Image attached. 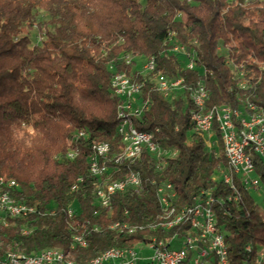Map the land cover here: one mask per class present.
<instances>
[{"label":"trees","instance_id":"1","mask_svg":"<svg viewBox=\"0 0 264 264\" xmlns=\"http://www.w3.org/2000/svg\"><path fill=\"white\" fill-rule=\"evenodd\" d=\"M174 43L187 52L171 50ZM137 57L154 58V69L139 71ZM115 72L142 83L138 101L149 99L132 124L174 155L143 148L115 160L124 149ZM160 77L183 78L180 91L165 95ZM199 83L207 90L206 111L229 106L250 113L253 104L264 112V0H0V176L15 179L12 196L35 209L0 223V255L59 247L87 263L146 236L184 237L190 221L167 227L159 202L158 186L170 182L176 213L213 199L226 264H264V210L240 180L237 198L225 182L218 122L210 146L192 119ZM93 140L110 146L102 176L90 170ZM253 162L264 185L263 156L254 153ZM131 172L141 184L102 206L96 185Z\"/></svg>","mask_w":264,"mask_h":264},{"label":"built area","instance_id":"2","mask_svg":"<svg viewBox=\"0 0 264 264\" xmlns=\"http://www.w3.org/2000/svg\"><path fill=\"white\" fill-rule=\"evenodd\" d=\"M173 51L179 53H186L185 46L174 43ZM152 65V63H145L144 67ZM188 67L194 68L195 61L192 59L188 62ZM115 75V82H126L118 78V72ZM160 82L157 81V85ZM178 83H183V78H176L169 84V90H161L165 95L171 94L173 87ZM126 87H130V82H126ZM197 87L201 89V96L192 97L199 110L192 112V119L196 124L198 130L204 131L207 134L213 132L215 121L218 122L221 131V137L224 142L225 154L228 159V169L224 180L238 193L236 186V178L249 191H258L261 188V180L255 174V165L253 162V154L264 155V112L253 104L248 105L251 110V118H244V109H236L235 114H228V107L219 108L216 115H209V110H204L203 106L207 98V90L204 84L199 83ZM142 89V83H141ZM141 89H132V95L128 99H123L122 103H129V110H121L122 121L124 122V114L141 115L145 108V100L138 101L137 95L140 94ZM114 91H119L114 89ZM231 125H238V132H231ZM141 140H149L150 135H138L137 132H132V143H141ZM249 144V152H241V145ZM153 147V146H152ZM109 149H106V153ZM162 154H175V150H162ZM141 153V151H140ZM139 153V154H140ZM134 158V157H132ZM104 159V157H102ZM118 162V161H117ZM97 168H104L109 171V164L105 160L104 167H97V163H93ZM96 175V173H94ZM12 179V178H9ZM140 185V174L131 172L130 181L111 180L98 183L95 187L96 197H105V194L114 195L118 188L138 187ZM2 198H14L11 194V189H3ZM159 202L166 212L172 205L173 185L170 182H162L157 189ZM239 193L236 195V198ZM211 197L205 198L203 201H197L192 205L189 213L182 215V223L184 220H189L191 224V231L184 237L174 236L170 240H159L156 237H147L141 242V250L131 251H115L112 255L103 258V262L97 264H226L228 261V247L224 233H222L217 225L215 214L211 208ZM110 202H106L105 207H109ZM35 209L32 206L24 205L19 209L3 210L0 207V214L5 216H20V213H32ZM69 214L74 215V208L69 209ZM200 233H207L210 235L209 243H202L200 241ZM78 242H86V240L79 235ZM173 243H179L174 245ZM149 251V252H148ZM0 264H68L61 261L58 255L51 252H46L43 255H34V257H25L22 259L5 258L0 255Z\"/></svg>","mask_w":264,"mask_h":264},{"label":"bare ground","instance_id":"3","mask_svg":"<svg viewBox=\"0 0 264 264\" xmlns=\"http://www.w3.org/2000/svg\"><path fill=\"white\" fill-rule=\"evenodd\" d=\"M130 59H128V62ZM146 63H152V65H149L147 67H144L145 71H151L155 67V61L154 58H150L146 60ZM117 73V72H115ZM118 78L120 80H126V82H130V87H126V82H115V75L113 76L112 85L113 89L119 90L115 91L117 94L122 96L124 99H128L132 95V89H141V83L139 81H133L129 76H127L124 73H118ZM174 79H169L166 77H160L158 81L160 82V90H169V84L173 82ZM159 88V85H157ZM182 87V83H178L173 87V90L180 89ZM193 96H201V89L200 87H196L193 90ZM149 99L145 100V108H148ZM219 108H226V106L223 107H212L209 109V115H216L219 112ZM121 110H129V103H121L118 108V116L121 117ZM236 109H233L231 107H228V114H235ZM132 114H124V122L122 119H120L119 123V132L122 136V140L124 143V149L123 153L119 155L115 160L120 161L122 158H132L139 155L140 151H142L143 148H147L150 152L160 155L162 153L161 148L153 141V133L148 131H141L137 129L131 122ZM244 118H251V110L250 113H246L244 110ZM132 132H137L138 135H150V142L149 140H141V143H132ZM231 132H238V125H231ZM83 135V132L80 133ZM92 149H93V155L91 157L90 161V170L94 174L96 173L97 176H102L105 173H107V170H104V168H97L95 164L97 163V167H104L105 166V157L108 153H106V149H110V146L106 142H97L92 141L91 143ZM153 146V147H152ZM172 150V149H168ZM176 151V150H175ZM241 152H249V144H242L241 145ZM174 154H169V156ZM70 156H72V153H70ZM104 157V159H102ZM226 175V172L224 173ZM223 175V177H224ZM131 173L128 174L124 179H119V181H130ZM140 184H141V176H140ZM18 186V183L15 179H9L4 176H0V187L3 189H12ZM127 188H118V191H124ZM116 192V193H117ZM173 194H174V187H173ZM111 197L112 194H105V197H97L99 203L102 206H106V202L111 203ZM0 198H2V190H0ZM204 199L198 200L203 201ZM24 203H20L16 201L15 198H8L6 200H0V207L3 208V210H12V209H19L22 208ZM110 206V204H109ZM192 208V205L189 207H183L182 210L179 213H176V209L174 208V205L170 206L169 209H166V212H164V218L168 219L167 227H172L175 224H178L182 220V215L184 213H189ZM69 209H72L69 208ZM28 213H20V216H27ZM73 216V215H71ZM4 222L7 224V218H4ZM82 237V236H81ZM147 237L151 236H146ZM75 239H79V235L74 236V242L77 244H80L82 246L86 245V242H78ZM200 241L202 243H209L210 242V235L207 233H200ZM141 242V241H139ZM136 243L133 246H114L110 247L103 252H101L99 255L93 257L90 259L87 263H80L76 261L70 253H66L63 249L59 247H50L43 249L39 252L34 253H24L21 251H14L9 250L6 253L2 254L5 258H13V259H22L25 257H34V255H43L46 252H51L55 255H58V257L61 259V261L66 262L68 264H97V262H103L104 257H108L112 255L115 251H125V249H131V251H139L141 250V243Z\"/></svg>","mask_w":264,"mask_h":264},{"label":"rangeland","instance_id":"4","mask_svg":"<svg viewBox=\"0 0 264 264\" xmlns=\"http://www.w3.org/2000/svg\"><path fill=\"white\" fill-rule=\"evenodd\" d=\"M31 34H32L33 40H35V32H32ZM145 63H146L145 58H142V57H137L136 58V66H137V69L139 71H144ZM179 91L180 90L177 89L176 93H178ZM207 139H208V144L211 146L212 145V141L214 139L213 133L208 134L207 135ZM263 158H264V155H263ZM252 194L255 196V198L257 199V201L261 205L262 209L264 210V185L261 184V188L258 191H252ZM4 218H7V216L0 214V223H5L4 222ZM173 244L174 245H178L179 243H173ZM263 252L264 251L262 250V252H261L262 255H263ZM141 264H146V262H141Z\"/></svg>","mask_w":264,"mask_h":264}]
</instances>
